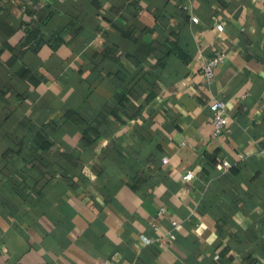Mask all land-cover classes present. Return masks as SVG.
I'll use <instances>...</instances> for the list:
<instances>
[{
    "label": "crops",
    "instance_id": "1",
    "mask_svg": "<svg viewBox=\"0 0 264 264\" xmlns=\"http://www.w3.org/2000/svg\"><path fill=\"white\" fill-rule=\"evenodd\" d=\"M0 10V264H264V0Z\"/></svg>",
    "mask_w": 264,
    "mask_h": 264
},
{
    "label": "built area",
    "instance_id": "2",
    "mask_svg": "<svg viewBox=\"0 0 264 264\" xmlns=\"http://www.w3.org/2000/svg\"><path fill=\"white\" fill-rule=\"evenodd\" d=\"M191 20L196 23L199 21V18L197 15H193L191 17ZM217 31L222 32L224 30V25L222 23H218L216 25ZM225 58V53L221 51H216L215 54L204 61L203 63V74L206 80L211 83L214 76H215V71L216 68L223 62ZM211 119H212V127H213V135L218 136L225 132L228 128V119L226 115V110H227V103L222 100L217 98L215 99L211 105ZM165 161H168L169 159L167 157H164ZM185 177L189 180H192L194 178V172L189 171L185 175ZM165 211V208L162 207L159 211V214L162 215V213ZM170 239H175L176 235L170 234ZM146 242L151 241L147 236H144L143 238ZM219 258V256H217ZM98 264H115L113 260L107 259L106 260H101Z\"/></svg>",
    "mask_w": 264,
    "mask_h": 264
},
{
    "label": "trees",
    "instance_id": "3",
    "mask_svg": "<svg viewBox=\"0 0 264 264\" xmlns=\"http://www.w3.org/2000/svg\"><path fill=\"white\" fill-rule=\"evenodd\" d=\"M1 13V10H0ZM37 33V32H36ZM34 32L33 38H36L37 34ZM31 38V37H30Z\"/></svg>",
    "mask_w": 264,
    "mask_h": 264
}]
</instances>
